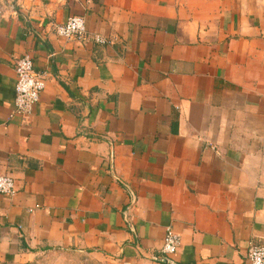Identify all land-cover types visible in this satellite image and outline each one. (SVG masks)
Returning a JSON list of instances; mask_svg holds the SVG:
<instances>
[{
	"label": "crops",
	"instance_id": "0c3cea01",
	"mask_svg": "<svg viewBox=\"0 0 264 264\" xmlns=\"http://www.w3.org/2000/svg\"><path fill=\"white\" fill-rule=\"evenodd\" d=\"M84 16L89 34L55 26ZM47 83L16 113L15 63ZM0 264H250L264 246V0H0ZM172 228L182 244L162 255Z\"/></svg>",
	"mask_w": 264,
	"mask_h": 264
},
{
	"label": "built area",
	"instance_id": "2783aa9c",
	"mask_svg": "<svg viewBox=\"0 0 264 264\" xmlns=\"http://www.w3.org/2000/svg\"><path fill=\"white\" fill-rule=\"evenodd\" d=\"M55 34L68 41H92L99 45H109L112 42L102 34H89L84 16L70 17L66 23L55 26ZM16 88L15 110L24 118H30L45 90L46 74L37 71L30 55H24L15 63ZM17 192L16 182L12 176H0V194L14 196ZM182 244L180 235L168 228L161 249L162 255L173 256ZM247 260L250 264H264V246L251 242L247 250Z\"/></svg>",
	"mask_w": 264,
	"mask_h": 264
},
{
	"label": "rangeland",
	"instance_id": "374dc122",
	"mask_svg": "<svg viewBox=\"0 0 264 264\" xmlns=\"http://www.w3.org/2000/svg\"><path fill=\"white\" fill-rule=\"evenodd\" d=\"M18 264H111L107 259H98L90 254L58 253L46 254L35 260Z\"/></svg>",
	"mask_w": 264,
	"mask_h": 264
}]
</instances>
